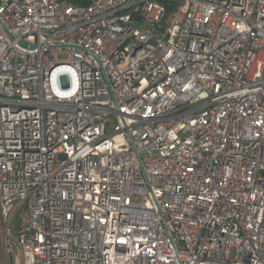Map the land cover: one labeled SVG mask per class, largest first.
Returning a JSON list of instances; mask_svg holds the SVG:
<instances>
[{
	"label": "built area",
	"instance_id": "1",
	"mask_svg": "<svg viewBox=\"0 0 264 264\" xmlns=\"http://www.w3.org/2000/svg\"><path fill=\"white\" fill-rule=\"evenodd\" d=\"M0 264H264V0H0Z\"/></svg>",
	"mask_w": 264,
	"mask_h": 264
},
{
	"label": "rangeland",
	"instance_id": "2",
	"mask_svg": "<svg viewBox=\"0 0 264 264\" xmlns=\"http://www.w3.org/2000/svg\"><path fill=\"white\" fill-rule=\"evenodd\" d=\"M166 22L168 23L169 20H167ZM66 57H67V54L65 53H60L59 55V58L61 59H64ZM27 223H28V219H27L26 211L24 207H21L20 209H18V211L16 212L12 220V228L14 227L15 230L22 231L27 226Z\"/></svg>",
	"mask_w": 264,
	"mask_h": 264
},
{
	"label": "trees",
	"instance_id": "3",
	"mask_svg": "<svg viewBox=\"0 0 264 264\" xmlns=\"http://www.w3.org/2000/svg\"><path fill=\"white\" fill-rule=\"evenodd\" d=\"M92 0H76V2H79L81 4H89Z\"/></svg>",
	"mask_w": 264,
	"mask_h": 264
},
{
	"label": "water",
	"instance_id": "4",
	"mask_svg": "<svg viewBox=\"0 0 264 264\" xmlns=\"http://www.w3.org/2000/svg\"><path fill=\"white\" fill-rule=\"evenodd\" d=\"M21 45H25V46H33L29 43H27L26 41H21ZM110 87V86H109ZM113 98H114V95L112 94Z\"/></svg>",
	"mask_w": 264,
	"mask_h": 264
}]
</instances>
